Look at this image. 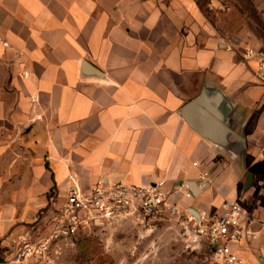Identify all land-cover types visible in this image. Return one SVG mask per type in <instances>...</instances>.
<instances>
[{
    "label": "crops",
    "instance_id": "1",
    "mask_svg": "<svg viewBox=\"0 0 264 264\" xmlns=\"http://www.w3.org/2000/svg\"><path fill=\"white\" fill-rule=\"evenodd\" d=\"M254 71L194 0H0V242L73 186L163 182L168 198L188 192L198 215L239 200L251 224L235 251L264 264ZM204 88L229 107L212 92L192 115L220 137L226 120L229 149L181 116Z\"/></svg>",
    "mask_w": 264,
    "mask_h": 264
},
{
    "label": "rangeland",
    "instance_id": "2",
    "mask_svg": "<svg viewBox=\"0 0 264 264\" xmlns=\"http://www.w3.org/2000/svg\"><path fill=\"white\" fill-rule=\"evenodd\" d=\"M194 1L207 22L234 48L264 51V0ZM184 197L169 198L170 208L148 224L128 218L84 231L71 242H55L43 264H222L191 242L187 221L189 209L196 205L191 206ZM62 202L49 201L21 236L37 230L46 233L53 211ZM21 236L7 244L0 242L6 252L1 264H12Z\"/></svg>",
    "mask_w": 264,
    "mask_h": 264
},
{
    "label": "built area",
    "instance_id": "3",
    "mask_svg": "<svg viewBox=\"0 0 264 264\" xmlns=\"http://www.w3.org/2000/svg\"><path fill=\"white\" fill-rule=\"evenodd\" d=\"M243 57L255 61L254 76L264 87V51L244 49ZM163 187V182L136 186L103 181L87 189L73 186L53 211L46 233L40 234L37 230L35 234L21 236L12 255V264H43L55 242H71L94 227L128 218L143 225L159 219L170 208L169 194ZM184 195L190 197L188 192ZM187 223L193 244L204 247L222 264H245L235 247L248 239L251 216L239 200H224L219 208L197 217L189 214ZM5 254L0 247V261Z\"/></svg>",
    "mask_w": 264,
    "mask_h": 264
},
{
    "label": "water",
    "instance_id": "4",
    "mask_svg": "<svg viewBox=\"0 0 264 264\" xmlns=\"http://www.w3.org/2000/svg\"><path fill=\"white\" fill-rule=\"evenodd\" d=\"M214 92L219 100L223 102V104L227 105L229 107L228 102L223 98L222 94L217 91H211L209 88H204L200 95L196 97L192 102L185 105L181 110V116L186 119V121L193 127V129L201 135V137L211 141L214 145H217L221 147L222 149H229L230 144L227 141V138L230 137L231 131L229 129L230 124L227 123L225 120L223 126V137H220L217 133H215L212 128L206 129L202 125H200L194 115H192V112L196 110L198 107L204 105L207 102V97L209 93ZM187 189H189L191 192L194 191L193 185L191 183L184 184ZM195 192V191H194ZM190 213L194 216H198L197 212L194 210H190ZM1 264V263H0Z\"/></svg>",
    "mask_w": 264,
    "mask_h": 264
},
{
    "label": "trees",
    "instance_id": "5",
    "mask_svg": "<svg viewBox=\"0 0 264 264\" xmlns=\"http://www.w3.org/2000/svg\"><path fill=\"white\" fill-rule=\"evenodd\" d=\"M1 262V261H0Z\"/></svg>",
    "mask_w": 264,
    "mask_h": 264
}]
</instances>
